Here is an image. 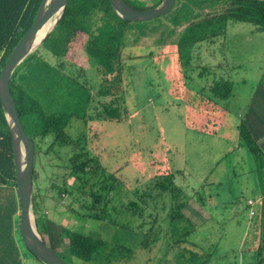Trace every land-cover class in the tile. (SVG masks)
<instances>
[{
	"label": "rangeland",
	"instance_id": "rangeland-1",
	"mask_svg": "<svg viewBox=\"0 0 264 264\" xmlns=\"http://www.w3.org/2000/svg\"><path fill=\"white\" fill-rule=\"evenodd\" d=\"M134 1L149 7L160 0ZM226 2L176 0L165 16L141 23L114 21L120 27L117 45L125 59L121 68L119 60L113 62L117 71L110 76L87 56L86 35H75L63 51L61 28L19 65L15 79L46 114L73 116L66 129L69 138L87 143L102 167L115 174L124 194L121 202L149 192L154 180L172 175L187 203L183 219L176 221L170 220L171 204L163 206V199L145 213H112L114 224L82 217L78 211L85 210L74 197H48L56 194L52 183H63L69 173L57 167L63 160L52 161L54 167L42 156L48 141L35 165L34 187L48 197L40 210L50 227L44 238L49 247L52 239L59 242L65 228L106 240L102 264H264V252L258 254L264 235V159L233 126L235 114L253 100V110L264 117V29L230 20L224 36L193 47L179 49L176 44L186 24ZM225 63L234 67V98L211 102L212 94L204 88L223 73L227 78ZM203 66L212 68V74L200 76ZM103 90L110 96L102 97ZM111 99H116L123 116L119 121L101 120L103 102ZM257 144L264 151V141ZM69 150L62 149V154ZM66 177L67 184H73L74 177ZM142 242L149 248L137 249ZM20 245L23 264H43ZM65 246L56 243L55 251ZM97 259L74 258L69 263L98 264Z\"/></svg>",
	"mask_w": 264,
	"mask_h": 264
},
{
	"label": "trees",
	"instance_id": "trees-1",
	"mask_svg": "<svg viewBox=\"0 0 264 264\" xmlns=\"http://www.w3.org/2000/svg\"><path fill=\"white\" fill-rule=\"evenodd\" d=\"M43 1L0 0V72L6 65L11 52L32 27ZM125 1L137 10H148L158 6L162 2L160 0L153 6L139 7L135 5L134 0ZM230 20L248 22L259 29H264V0H227L219 10L206 12L198 20L190 21L186 24L183 30L178 33L179 41L176 44L181 49L193 47L200 42L211 41L216 37L224 36L225 29ZM97 21H100L101 24ZM114 21H118L121 24L129 23L117 16L111 6L110 0H70L55 30L59 28L62 30V38H64L63 51H66L71 39L75 35L76 37L86 35L87 40L84 44V50L87 56L92 57L94 61L103 67L104 75L110 76L117 71V69L115 70L116 65L114 66L113 62L119 60L117 63L121 68V62L125 59L121 55V48L117 45L120 27L118 28V24ZM214 27L216 28L214 29ZM198 30H201V32H198ZM53 32L48 39H50ZM60 55L56 52L58 60H60ZM221 66H218V68ZM223 66L228 67L227 74H229L227 78L224 77L223 73L215 77L208 88H204L210 90L212 96L210 95L211 98H208V100L211 102L217 103L216 98L229 100L232 96L233 81L231 80L230 70L234 69V67L226 63ZM16 72L17 69L11 79L10 89L25 132L35 145L34 176L37 174L35 165L37 162L39 164L40 152L42 147H44L43 145L46 142L48 143V141L49 145L42 156L45 155L50 161L48 164L54 167L56 164H53L52 161L60 162L63 160L61 164H57V167L69 171L68 174L64 175L63 183H52L50 188L51 190H55L56 194L48 197L60 199L63 196L70 195L79 203L80 209L85 210V212L78 211V214L82 217L102 222L104 225L107 223L114 224L111 218L112 213L114 215H118L119 212L123 215L125 211H128L127 213L130 214H135L139 211L140 213H145V210L155 205L158 199H163V206L165 207L171 204V212L169 214L171 221L183 219L185 215L183 208L187 204L184 200L186 197L179 187L174 184L172 175L154 180L151 183V187L148 186L149 192L145 191L137 195L135 199H128V202H121L120 196L123 198L124 194L120 190L119 179L114 176L115 174L106 171L102 167L97 158L88 150L87 143L81 142L80 138L76 140L69 138L66 129L73 116L56 113L46 114L38 99L29 93L23 82L21 83L15 79L17 76ZM210 74H212V68L203 66L200 76L204 77ZM101 96L109 97L110 95L108 96V92L103 90ZM103 105L102 113L104 116L101 120L119 121L123 118V116L121 118L119 113L116 99L103 102ZM239 128L240 134L251 151L259 159H264L263 153L248 127L242 123ZM37 142L39 145H37ZM64 148H70L65 155L62 154V149ZM68 175L74 177V182L71 185H68L66 182V176ZM34 180L35 177L33 179V211L36 216L38 230L44 239L46 236H49L50 227L48 219L40 210V206L45 203L48 197H43L41 189L36 188V185L34 187ZM4 192L7 197L4 195ZM0 194L3 195L1 197L3 198L1 204H5L10 215H18L19 197L13 140L1 102ZM168 199L169 202L167 203ZM116 201L118 202V206L115 205ZM149 201L152 203L150 202V204ZM68 207L71 208L70 206ZM18 223L17 217L14 224L15 229L13 225L12 228L19 236V246L21 247L20 244H22L23 248L26 249L19 234ZM57 240L61 243H66L67 246L57 252L55 248L56 243L59 244V242L52 239L53 247L50 246V248L68 263L74 258L82 262H90L97 256L99 264L107 256L106 253L101 252L107 245V241L101 237H93L82 232L63 228ZM149 246L147 242H142L137 246V249L146 250ZM127 250L130 256H132V249L129 248ZM28 252L32 254L30 251ZM258 252L259 256H262L264 252V235L261 238ZM20 259L19 254V264H23V261ZM260 260L262 262L263 258Z\"/></svg>",
	"mask_w": 264,
	"mask_h": 264
},
{
	"label": "water",
	"instance_id": "water-1",
	"mask_svg": "<svg viewBox=\"0 0 264 264\" xmlns=\"http://www.w3.org/2000/svg\"><path fill=\"white\" fill-rule=\"evenodd\" d=\"M70 0H44L32 27L22 37L0 72V102L12 135L19 197L18 230L25 248L43 264H69L58 256L40 234L33 211L35 145L22 125L10 82L19 67L46 42L63 17ZM117 16L126 22H146L169 14L176 0L162 2L148 10H137L125 0H110ZM47 30L41 36V32Z\"/></svg>",
	"mask_w": 264,
	"mask_h": 264
},
{
	"label": "crops",
	"instance_id": "crops-1",
	"mask_svg": "<svg viewBox=\"0 0 264 264\" xmlns=\"http://www.w3.org/2000/svg\"><path fill=\"white\" fill-rule=\"evenodd\" d=\"M163 54H165V52H163ZM231 97L234 98V94ZM253 101H251V103ZM230 102L231 101H229V104ZM251 103L245 107L246 109L242 111L239 110V112L235 114L233 126L236 129L235 131H240V124H245L254 139H256L254 136H256L257 132H263L260 138L257 137L258 139L256 140V142L258 143L259 140L264 141V117H261L260 114L253 110V105ZM226 112L228 113V109L226 110ZM261 151L264 156L263 149H261ZM4 195L6 196L5 192ZM1 197H3L2 194H0V264H19V254L21 257L20 260H22L24 253L22 252V248L19 246L17 234L13 230V228L15 229L14 224L16 218L18 217L19 220V210L17 213L18 215H10V212L7 211V207L5 206V204H1L3 200V198ZM12 225L14 226L13 228Z\"/></svg>",
	"mask_w": 264,
	"mask_h": 264
},
{
	"label": "bare ground",
	"instance_id": "bare-ground-1",
	"mask_svg": "<svg viewBox=\"0 0 264 264\" xmlns=\"http://www.w3.org/2000/svg\"><path fill=\"white\" fill-rule=\"evenodd\" d=\"M48 27H46L42 32H41V36H43V34L45 33V31L47 30Z\"/></svg>",
	"mask_w": 264,
	"mask_h": 264
}]
</instances>
